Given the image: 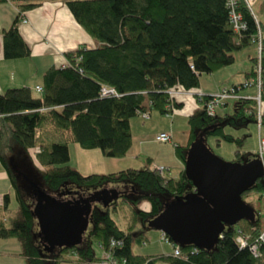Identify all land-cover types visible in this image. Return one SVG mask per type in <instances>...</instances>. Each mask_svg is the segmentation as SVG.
<instances>
[{
    "label": "trees",
    "instance_id": "1",
    "mask_svg": "<svg viewBox=\"0 0 264 264\" xmlns=\"http://www.w3.org/2000/svg\"><path fill=\"white\" fill-rule=\"evenodd\" d=\"M53 1L62 2L67 7L77 24L95 41L96 47L67 53L68 64L65 67L49 68L42 75L39 96H35L28 87L7 89L0 94V163L15 190L21 215L20 220L15 219L9 227L6 225L3 214L8 210L9 197L4 195V204L0 206V240H17L21 244V255L28 258L29 264H47L42 255L53 250L43 245L42 238L33 233L34 213L17 187L16 169L9 163L8 155L15 148L31 151L43 170L44 183L51 191H59L67 184L98 188L110 181L129 182L133 184L130 192L136 195L134 199L124 193H115V200L110 201L107 207L111 205L112 211L116 212L122 204L146 201L149 211L137 213L133 210V215L155 218L165 207L175 203V197L181 199L194 193L185 170L176 180L166 179L164 173L151 165L143 170L126 169L106 175L84 176L71 166L68 145L98 150L106 158L125 157L133 141L130 131L132 118L142 113L149 115L152 110L171 115L176 108L171 93L194 90L199 87L201 75L231 66L235 53L252 46L258 33L255 18L245 0H235V10L246 26L239 33L234 32L229 22L227 0H0V4L11 3L18 11L2 35L5 60L30 56L19 26L26 12ZM258 23L262 33L259 20ZM252 61L251 72L246 74L248 80L255 76V58ZM261 64L264 71L263 33ZM103 86L112 88L115 94L100 96ZM198 99L204 105L210 100ZM256 117L254 99L237 100L231 115L209 116L202 109L187 119L188 144L175 148L177 158L186 165V150L196 141L198 132L203 137L216 138L219 146L222 138L229 143L235 140L223 134L224 125L238 126L249 120L256 122ZM262 126L264 111L258 128L260 136H264L261 134ZM46 128L60 133L64 141H54V136ZM235 156L232 163H249L241 153L236 152ZM250 192L261 193L260 197L264 199L263 175L242 198ZM107 193L108 196L111 194ZM165 193L170 199L163 196ZM101 196V193L77 196V192L70 189L62 192L60 198L52 197L44 190L37 192L41 204L55 200L70 201L67 208L74 211L79 222H83L87 213L82 202H91L87 217L88 223L92 222L89 238L103 253L99 258L89 246L57 248L58 254L52 264L63 262L70 255H75L79 264H95L103 260L105 254L111 255L119 264H264L263 248H259V256L255 257L248 247L241 248L236 242V238L242 236L252 244L262 233L264 228L255 217L225 226L211 250L178 245L168 238L178 248L179 257H173L172 253L135 255L133 245H147V237L144 234L133 235L131 229L134 224L122 230L109 210L104 213L93 211V203ZM165 197L167 202L163 207L162 198ZM34 238L38 241L36 245ZM113 242L120 244L112 245Z\"/></svg>",
    "mask_w": 264,
    "mask_h": 264
},
{
    "label": "crops",
    "instance_id": "2",
    "mask_svg": "<svg viewBox=\"0 0 264 264\" xmlns=\"http://www.w3.org/2000/svg\"><path fill=\"white\" fill-rule=\"evenodd\" d=\"M251 2L254 4L256 0H251ZM17 13L16 7L11 3L0 4V94L7 89L22 87L30 88L34 95L36 93L41 94L36 91V88H42V75L49 68L67 65V53L74 52L80 48L93 49L96 47L95 41L77 24L70 11L62 2H45L40 7L26 12V22H21L19 26V33L30 49V56L21 59L5 60L3 57L2 35L11 26ZM257 19L260 20L259 17ZM262 33L264 36L263 31ZM250 47L253 50H249ZM250 47L243 53L245 67L248 68L250 66L248 73L251 72L253 66L252 60L256 55V46L253 44ZM219 71H217L219 74L214 72L206 74L207 76L205 74L201 75L199 87L194 90L189 92L179 90L171 93L172 101L174 106H176L171 113L172 115H162L152 110L149 112V117L146 120H143L140 116L132 118L130 120V131L133 140L131 149L125 157L119 159L106 158L102 154H99V157H101L99 163L102 165L103 173L101 171L92 172L89 169L84 171L85 173H81L77 167L73 166V168L85 176L90 174L106 175L126 169L143 170L149 168L150 165L151 167L164 166L167 169L174 170L176 174L171 179H177V176H180L181 172L185 170V164L177 158L175 148L187 146V119L205 109L204 103L199 101L198 98H212L218 95L221 90L233 87H240L236 91L238 93L237 100H253L256 96L255 88L241 87L248 80L247 78H245L242 84L229 85L232 80V77L229 76L230 73L222 69ZM213 74L218 76L215 78ZM229 98L224 101L225 105L223 107L228 104ZM222 108L219 110H222ZM219 110L216 111V116L226 115ZM46 131L50 132L51 135L58 133L51 131L49 128H46ZM160 133H169L172 143L160 144L163 146L161 150H155L158 144L154 142V138ZM261 134H263L262 129ZM59 135L61 134L59 133ZM56 140L58 139L54 141ZM11 187L12 184L9 181V176L0 163V196L9 193ZM112 189L117 190L116 188ZM103 191H109V189L105 188ZM112 195L113 197L110 198V201L115 200V195ZM101 200H104V198H98L97 202ZM143 206L145 210L142 211L148 212L149 208H145V204ZM152 249L153 252H144V249L136 252L133 248L132 251L135 255L142 256L169 254L172 251V248L169 249L168 246L166 247L162 244H160L161 251L155 245ZM21 254V244L17 240H0V264H29L28 258ZM102 254L101 251L97 257L100 258ZM72 264H79L77 257L73 259Z\"/></svg>",
    "mask_w": 264,
    "mask_h": 264
},
{
    "label": "rangeland",
    "instance_id": "3",
    "mask_svg": "<svg viewBox=\"0 0 264 264\" xmlns=\"http://www.w3.org/2000/svg\"><path fill=\"white\" fill-rule=\"evenodd\" d=\"M247 1L250 7L252 8L255 17L260 18L259 21L262 24V31L264 32V0H256L254 4H252L251 0H247ZM246 50H248V48L237 51L234 55V63L230 67L222 69V70H227V72L230 73L229 76L232 77L231 78L232 80L229 83V85L242 84L246 78V74L250 70V66L248 68L245 67V61H244L245 58L243 56V53ZM249 50H253V48L250 47ZM216 74L219 73L217 72ZM216 74H213L215 78L218 76ZM205 76L207 75L205 74ZM237 94L238 93H236L233 96L232 95L230 96L228 104L225 107L223 108L222 106L216 107L215 108L216 111L222 108V110H219L220 112L222 111L221 113H225L226 115L232 113L234 111L235 103L237 102L236 99ZM38 95L39 94L37 93L35 94V96ZM263 109H264V105H263ZM168 120H170V118H168ZM262 133H263L262 135H264V126H262ZM223 134L229 135L232 138H234L235 139L234 142H230V143L225 142L224 138H222L220 145L217 146L216 138L212 136L203 137L200 132L197 133L196 141L199 142L198 140H201V142L204 144L205 149L214 158L226 164H231L234 161L236 157L235 156L236 152L241 153L244 156L243 158L245 161L252 162L253 160H256L255 152L257 150V136H258V126L256 122L249 120L238 126H233L229 124L224 125ZM52 135L56 137L55 139H58L56 141H62V142L64 141L62 135H59L58 133H54ZM236 140L239 141L237 142ZM157 144L158 147H156L155 150H161V148L163 147L162 145L164 144L162 145H160V143ZM189 149L186 150L187 155ZM68 150L70 155L71 166L77 167L81 171V173H85L84 171H87L88 169L91 170L92 172L103 171L102 165L99 163V160L101 159V157H99L100 156L99 154H101L100 151L83 150L78 145L75 144H69ZM8 160L11 166L14 165V168L16 169L15 180L17 182L16 183L17 187L19 188L26 205L33 213L36 211L39 203L37 197V192L39 190H44L48 195H51L52 197H56V198L62 197V192L68 191V189L77 192V196L79 194L83 196H95L101 192H105L103 191L105 190V188L109 189V191H112L111 194L109 195L110 197H112V194L115 195V193H124V195H126L130 199H134V197L136 196L133 192H130L133 184L126 181H120V182L110 181L105 183L102 187H98V188H82L67 184L64 185L59 191H51L46 187L43 180V170L37 165L34 159V155L31 151H25L20 148H15L14 151L8 155ZM168 170L170 172L165 171L164 177L166 179H171L173 175H175L176 173L172 169H168ZM178 178L179 176H177V179ZM112 188H116L117 190H113ZM7 194L10 197V202L8 204V210L4 212L3 217L6 220V225L9 227L12 225V221H14L15 219L19 218L20 220L21 215L19 212V204L17 202L15 190L13 189V187L10 188L9 193ZM4 195L5 194L0 196V206H3L4 204V199H3ZM260 195L261 193L250 192L247 196H244L242 200L251 209L255 219L260 220L261 226L262 228H264V199H262ZM163 196H167V198L170 199V196L167 193H165ZM162 199H163L162 205L164 207V205L167 202L166 201L167 199L166 197ZM106 204L108 205L109 203H107L105 200L94 202L92 205V209L93 211L99 213H104L107 210H109L112 215L111 217L116 221V223L122 230L125 231L127 227L132 226L134 224V227L131 229L133 235L144 234V236L147 237L149 243H147V245L145 246L134 244L133 245L134 251L138 252L144 249L143 250L144 252H148V251L153 252L152 248L154 247V245L159 248V251H161L160 244L166 247L168 246L169 249L172 248L169 244H165L161 242L160 241L161 232L150 226L152 220H154L152 216L148 218H143L141 215H137V216L133 215L132 212L133 210L136 211L137 213H139L142 210H145L143 209L144 204H145V208H148L149 204L146 201H140L138 203L131 201V203L128 205L122 204L123 206L119 207L120 210L116 212L112 211L111 205L107 207ZM35 221L37 223L36 218ZM36 223H35V227L33 228V233L35 236L40 234L39 228L36 225ZM91 229H92V222L90 221L87 229L83 231L81 235V241L77 244V247L85 248L89 246L91 247L93 254L95 256H98L100 255L101 251L97 243L89 238V232L91 231ZM42 241H43L42 242L43 245L44 244L46 245L45 241L44 240ZM35 242L38 241L37 239L34 238V243ZM57 254H58V250L54 249L53 251H50L47 254L42 255V258L46 260L47 264H52L51 262L54 261ZM73 259L74 257L70 255L66 260L58 264H72ZM158 264H163V263H158Z\"/></svg>",
    "mask_w": 264,
    "mask_h": 264
},
{
    "label": "water",
    "instance_id": "4",
    "mask_svg": "<svg viewBox=\"0 0 264 264\" xmlns=\"http://www.w3.org/2000/svg\"><path fill=\"white\" fill-rule=\"evenodd\" d=\"M198 141L191 145L185 165V174L194 193L181 199L175 197V203L165 207L150 226L166 234L175 244L211 250L225 226L254 218L242 195L254 186L263 172L257 160L243 165L226 164L214 158L201 140ZM101 193L109 203L113 195L109 198L107 192ZM82 203L87 207L83 222L67 208L70 201L38 203L34 216L39 236L50 250L72 248L81 241L91 210V202Z\"/></svg>",
    "mask_w": 264,
    "mask_h": 264
},
{
    "label": "built area",
    "instance_id": "5",
    "mask_svg": "<svg viewBox=\"0 0 264 264\" xmlns=\"http://www.w3.org/2000/svg\"><path fill=\"white\" fill-rule=\"evenodd\" d=\"M246 5L247 8L250 10L252 16L255 18V22L257 24V29L258 33L253 41L254 45L256 46V56H255V64H254V74L255 76L244 82L243 87H255L256 89V96L254 97V100L257 104V117H256V122L258 125V128L260 127L261 124V119H262V113H263V105H264V71L262 69V33L259 27V23L255 15L253 14L252 8L250 7L249 3L247 0ZM236 2L235 0H227V6L229 8V22L231 26L233 27V30L235 33H239L240 31L244 30L246 28L245 24L242 22L241 15L236 12L235 6ZM25 23L26 20H23ZM65 67V65L63 66ZM239 90V87L237 89H224L222 90L218 95L215 97L210 98L208 102L205 103V111L209 116H213L215 114V108L222 106L224 101L229 98L231 95H235L236 91ZM37 92H42V88L37 87L36 88ZM115 91L112 88H109L107 86H103L100 90V96L102 97H107L110 95H114ZM141 117L144 119L148 118L147 113H142ZM155 141L160 143V144H165V143H170L171 142V137L167 133H160L155 137ZM256 155L257 158L260 162L263 176H264V136L258 137V144H257V150H256ZM156 170H158L160 173L164 171L163 167H155ZM264 198V192L262 194ZM161 241L165 242L167 244H170L169 239L162 234L161 236ZM236 242L239 244L241 248L248 247L250 252L255 256H259V248H263L264 250V231L258 236V238L252 243L248 244L247 243V238H243L242 236H238L236 238ZM119 245L120 242L116 243L113 242L112 245ZM173 257H179V250L177 247L174 248ZM87 264V263H86ZM95 264H119L111 255H104L103 260L100 262H97Z\"/></svg>",
    "mask_w": 264,
    "mask_h": 264
},
{
    "label": "flooded vegetation",
    "instance_id": "6",
    "mask_svg": "<svg viewBox=\"0 0 264 264\" xmlns=\"http://www.w3.org/2000/svg\"><path fill=\"white\" fill-rule=\"evenodd\" d=\"M102 197V196H101Z\"/></svg>",
    "mask_w": 264,
    "mask_h": 264
}]
</instances>
